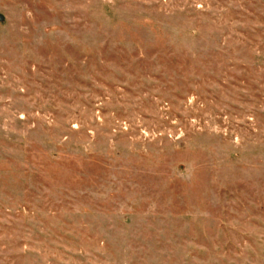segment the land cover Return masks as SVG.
<instances>
[{
	"label": "rangeland",
	"instance_id": "obj_1",
	"mask_svg": "<svg viewBox=\"0 0 264 264\" xmlns=\"http://www.w3.org/2000/svg\"><path fill=\"white\" fill-rule=\"evenodd\" d=\"M0 264H264V0H0Z\"/></svg>",
	"mask_w": 264,
	"mask_h": 264
}]
</instances>
